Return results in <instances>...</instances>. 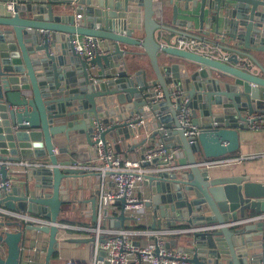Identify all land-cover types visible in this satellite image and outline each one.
I'll list each match as a JSON object with an SVG mask.
<instances>
[{
	"label": "water",
	"instance_id": "water-1",
	"mask_svg": "<svg viewBox=\"0 0 264 264\" xmlns=\"http://www.w3.org/2000/svg\"><path fill=\"white\" fill-rule=\"evenodd\" d=\"M178 1L175 24L194 29L193 20L178 18L180 9L192 11L182 15L198 18L202 32L212 25L218 39L222 37L221 43H214L179 32L178 40L204 41L229 52L227 59L162 43L157 33L168 28L157 17L155 0H0V161L49 159L48 164L25 173L23 186L15 185L2 194L0 213L8 210L50 221L49 225L25 228L48 234L45 264L52 263L58 246L60 213L66 203L64 181L86 175L74 158H61L68 148L58 147L55 138L63 134L70 140L72 132L83 131L87 142L95 144L92 134L98 131L106 143L117 128L137 123L129 121L132 116L110 126L102 124L104 114L99 112L98 99L103 106L113 100L130 103L131 109L147 120V112H154L157 119L149 121L151 134H145V125L131 128L136 133L142 131L143 150L148 140L159 137L166 148L181 147L185 156L179 160V172L147 175L145 184L162 181L165 189L171 184L181 187L188 197L184 201L187 220L193 206L203 202L213 216L209 223L219 229L209 236L194 232L196 239L205 238L210 248L219 247L228 255L226 264H264V220L246 229L230 225L239 220L238 213L245 217L246 210L251 209L254 215L264 213V181L234 171L218 174L201 165L236 154L247 117L264 111V0ZM10 2L13 10L8 8ZM206 10L209 26L205 24ZM76 14L80 18L76 19ZM87 37L94 39L97 52L84 59L76 53L74 41L84 42ZM143 56L149 60L151 75L138 64ZM157 88L164 94L162 101H157ZM76 101L86 102L88 107L65 109ZM185 101L193 124L201 129L194 142L186 138L178 118ZM81 115L86 119L76 123L73 117ZM90 116L92 121L87 120ZM1 173L6 179V164H2ZM117 204L122 209L117 227H123L128 219L125 200ZM97 207L92 200L94 224ZM246 230L254 231L259 239L254 240ZM24 231L20 222L0 220V264H20ZM216 236L224 242L217 244ZM68 240L90 242L93 251V236ZM197 248L188 263L204 264ZM253 249L260 252L250 254Z\"/></svg>",
	"mask_w": 264,
	"mask_h": 264
},
{
	"label": "crops",
	"instance_id": "crops-1",
	"mask_svg": "<svg viewBox=\"0 0 264 264\" xmlns=\"http://www.w3.org/2000/svg\"><path fill=\"white\" fill-rule=\"evenodd\" d=\"M175 4L179 5L180 2L178 0H174L173 3L172 0H155L157 17L162 20L163 24L168 28L157 33L162 43L166 45H177V40L180 37L179 32H187L196 37L211 40L214 43H221L220 39L222 37L218 39L215 35L214 27L210 25V16L207 15V10L205 14V24L207 26L210 25V29L205 27L204 32H202L199 29L198 18H190L182 15L193 14L192 11H183L180 9L179 19L193 20L195 22L194 29L186 30L185 27L173 22ZM222 52L224 53L223 55L226 54L225 56L230 55L229 52L225 50ZM163 60V57L160 56V62L163 63ZM142 61L144 65L142 64L141 67L146 69L148 74L151 75L152 70L148 58L143 56ZM108 105L109 106H103L101 99H98L99 112L101 115L104 114L103 118H101V122L106 126H110L115 122L121 123L127 121L132 116L135 117L137 115L136 112L131 109L130 103L120 104L118 101L113 100ZM87 107L88 104L86 102L76 101L65 109L72 111L74 109ZM147 114L148 120L146 119L145 128L143 130L145 134H151L153 132V127L150 126L149 121L152 120V123H154L157 118L154 112H147ZM91 117L92 116L87 120L92 121L93 117ZM84 119H86V116L83 115L73 117L76 123H80ZM113 119H116V121H113ZM131 128L134 129L135 127L124 126L117 128L107 136V142L110 143L116 155L141 158L145 152L143 146L140 144L143 134L142 131L136 133ZM85 135L83 131H76L72 132L70 140L63 134L55 138L58 147L68 148V154L61 156V158H74L78 162V166L84 169L89 163V154L93 151V144L87 142ZM161 142L159 137L152 139L153 144ZM223 158H240V161L236 164L213 168L218 174H231L234 171L236 174L250 175L253 181H264V129L253 130L247 128L246 130H241L240 149L236 154ZM30 162L48 164L49 159L48 157H42L41 159ZM85 171V176L64 181L62 197L66 200V203L61 209L60 218H62V221L60 222L66 221V223L75 224L76 226L92 225V200H97L96 198L99 197L101 183L96 174L87 170ZM25 173L26 171L22 168H18L15 172L10 173V177L14 179L17 187L23 186ZM29 173L31 172L29 171ZM162 183V181L156 182L155 184L144 183L139 189L138 194L141 197H150L151 201L149 204H146L144 208V223H137L135 220H130V222L126 223L124 226L127 230L134 232L131 236L132 240L136 243L144 242L149 237L147 234L142 233L144 230H160L164 232L163 236L170 248L179 252L194 253L196 251L195 248L198 247V256L204 261V264H217L218 262L226 264V262H228V255L223 254L219 247L217 249L210 248L207 239H196L194 232L182 231L192 227L215 225L209 223V220H212L211 218H213V216L206 205L201 202L202 200L200 199L201 203L193 206V213L188 216L189 220L192 219V222H190L186 219L188 208L184 204V201L188 200L187 195L185 193L183 194L181 187L177 189L176 186L173 187L171 184L168 185L170 186L168 189H165ZM178 204H180V206H177ZM117 211H121V205L114 203L109 211V218L102 224L104 229L121 228L117 227L118 220L115 218L117 217ZM252 212L251 209L246 210L245 217H241L240 213H238L239 220L254 216L251 214ZM17 214L24 215L25 213ZM29 215L35 216L32 214ZM35 217H37V215ZM0 220L9 222L24 221L21 217L9 215L5 211L0 213ZM206 220L208 223H204ZM255 223L256 222L243 223L237 226V229H246V227L254 225ZM153 225H156L155 229L152 228ZM18 228V226H14V230H18ZM22 228L25 230V236L22 242L20 264H45L49 238L48 234L36 230H26V227L23 226ZM247 232L246 230V233ZM248 234L253 235L254 240L259 239V236L254 234V231H250ZM90 235L91 234L84 230L65 229L60 227V231L57 234L58 246L55 251L57 255L56 257H52L53 261L51 264H65L68 260L73 259H89L91 255L90 242L76 243L68 239L73 237L87 238ZM207 236H209V234ZM215 242L217 244H222L224 240L222 237L216 236ZM258 252H260L258 249L249 251L250 254H257ZM259 263H261V261H259L258 264Z\"/></svg>",
	"mask_w": 264,
	"mask_h": 264
},
{
	"label": "built area",
	"instance_id": "built-area-1",
	"mask_svg": "<svg viewBox=\"0 0 264 264\" xmlns=\"http://www.w3.org/2000/svg\"><path fill=\"white\" fill-rule=\"evenodd\" d=\"M8 8L13 10V2L8 4ZM80 14H76V19L80 18ZM94 39L87 37L84 42L81 40L74 41V49L78 55L84 59L89 58L90 52H97ZM177 45L180 48L192 50L202 54H210L216 57L227 59L228 56L220 49H216L204 41L192 38H182L178 40ZM212 47V48H211ZM157 101L164 99L161 88L156 89ZM182 103L181 109L178 111V118L181 122L184 134L190 142H194L200 134L201 129L193 124L191 110ZM137 120L136 126H144L146 118L143 115H137L131 120ZM246 128L253 130L264 129V111L256 112L247 117ZM93 151L89 154V163L85 166V170L90 171L100 179V193L96 199L97 203V222L92 225L76 226L59 219V226L62 228L84 230L95 238V244L90 258L68 260L65 264H189L186 260L192 257V252H179L170 248L163 236L164 232L160 230H144L142 233L149 237L146 241L136 243L131 236L134 232L127 230L124 226L130 220L137 223H144V208L150 203L151 198L140 196L139 189L147 180V175H154L160 171L169 174L180 171L179 160L185 156L184 150L179 146L166 148L164 143H152V140L146 142V150L141 158L123 157L116 155L110 143H104L99 132L93 133ZM240 158H217L204 161L201 165L212 168L223 167L225 165L236 164ZM2 164L7 165L8 175L3 179L1 173ZM43 164L20 161L2 162L0 161V197L2 194L9 193L15 186V181L10 177L18 168L24 169L26 172L32 168H39ZM81 168V167H80ZM84 169V168H83ZM109 184V185H108ZM125 200L124 210L128 219L123 227L118 229H104L102 224L109 218V211L114 203ZM9 215H17L21 217L27 225H49L50 221L44 217H35L31 215L17 214L13 211L2 210ZM1 211V212H2ZM122 211V209H121ZM121 211H117L115 217L119 220ZM264 220V213L251 216L244 220L230 222L232 227L239 226L243 223L257 222ZM25 226V227H26ZM219 229L218 225L192 227L182 231H191L204 234H212ZM103 238V240H100ZM5 252V248H2ZM104 252V254H102ZM198 252V251H197Z\"/></svg>",
	"mask_w": 264,
	"mask_h": 264
},
{
	"label": "trees",
	"instance_id": "trees-1",
	"mask_svg": "<svg viewBox=\"0 0 264 264\" xmlns=\"http://www.w3.org/2000/svg\"><path fill=\"white\" fill-rule=\"evenodd\" d=\"M251 214H253V215H254V213H253V212H252ZM20 223L22 224V226H23V227H25V226H26V224H25L23 221H21ZM56 255H57V254H56V253H54V254H53V257H56Z\"/></svg>",
	"mask_w": 264,
	"mask_h": 264
},
{
	"label": "rangeland",
	"instance_id": "rangeland-1",
	"mask_svg": "<svg viewBox=\"0 0 264 264\" xmlns=\"http://www.w3.org/2000/svg\"><path fill=\"white\" fill-rule=\"evenodd\" d=\"M138 64H140V66H141V65L143 64V61L141 62V60H140ZM138 64H137V65H138ZM143 65H144V64H143Z\"/></svg>",
	"mask_w": 264,
	"mask_h": 264
}]
</instances>
